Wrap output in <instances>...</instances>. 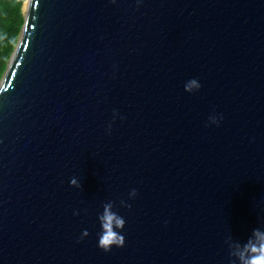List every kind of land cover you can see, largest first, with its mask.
Segmentation results:
<instances>
[{
    "label": "water",
    "instance_id": "obj_1",
    "mask_svg": "<svg viewBox=\"0 0 264 264\" xmlns=\"http://www.w3.org/2000/svg\"><path fill=\"white\" fill-rule=\"evenodd\" d=\"M29 3L0 85V264H230L264 228V0ZM108 201L125 245L104 252Z\"/></svg>",
    "mask_w": 264,
    "mask_h": 264
},
{
    "label": "clouds",
    "instance_id": "obj_2",
    "mask_svg": "<svg viewBox=\"0 0 264 264\" xmlns=\"http://www.w3.org/2000/svg\"><path fill=\"white\" fill-rule=\"evenodd\" d=\"M113 4L117 0H111ZM139 2V0H138ZM202 85L198 79L193 78L185 82L184 91L193 94L201 89ZM118 113L113 112V122ZM123 119V117H120ZM223 120V115L213 114L208 118V125L219 126ZM108 132H111V124L108 125ZM70 186L75 188H82L78 178L72 177L70 179ZM138 191L133 188L129 191L128 199L133 200L137 197ZM120 206L124 208H131V204L125 200H121ZM102 213L98 214V221L100 224V232L98 234L97 246L104 252H109L113 247L120 248L125 245V236L123 231L126 225V220L123 216L115 210V204L112 201L105 202ZM73 215H79L78 211H74ZM88 236L85 230L81 239ZM229 249L230 264H264V228H254L245 241L234 240L231 236L226 241Z\"/></svg>",
    "mask_w": 264,
    "mask_h": 264
},
{
    "label": "trees",
    "instance_id": "obj_3",
    "mask_svg": "<svg viewBox=\"0 0 264 264\" xmlns=\"http://www.w3.org/2000/svg\"><path fill=\"white\" fill-rule=\"evenodd\" d=\"M25 0H0V82L25 24Z\"/></svg>",
    "mask_w": 264,
    "mask_h": 264
},
{
    "label": "rangeland",
    "instance_id": "obj_4",
    "mask_svg": "<svg viewBox=\"0 0 264 264\" xmlns=\"http://www.w3.org/2000/svg\"><path fill=\"white\" fill-rule=\"evenodd\" d=\"M28 2H29V0H25V3H24L23 8H22V13H23V15H24V19L26 18V14H27L26 7H27V3H28ZM24 25H25V24H24ZM23 29H24V26H23V28H22V31L20 32V36H19V38H18V43H17V45H16L15 48H14V52H13V54H12V56H11V58H10L8 64H7V66H6V71L4 72V74H3V76H2V80H1V82H0V85H1L2 81L4 80V78H5V76H6L7 72H8V69H9V66H10V64H11L12 58H13V56H14L16 50H17V47H18L19 43L21 42V39H22V36H23V33H22V32H23Z\"/></svg>",
    "mask_w": 264,
    "mask_h": 264
},
{
    "label": "bare ground",
    "instance_id": "obj_5",
    "mask_svg": "<svg viewBox=\"0 0 264 264\" xmlns=\"http://www.w3.org/2000/svg\"><path fill=\"white\" fill-rule=\"evenodd\" d=\"M29 4H30V3L28 2V3H27V7H26V10H27V11H28V8H29Z\"/></svg>",
    "mask_w": 264,
    "mask_h": 264
}]
</instances>
